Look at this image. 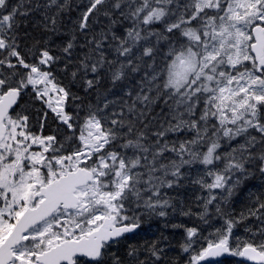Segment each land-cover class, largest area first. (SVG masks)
Here are the masks:
<instances>
[{
    "label": "snow or ice",
    "instance_id": "snow-or-ice-1",
    "mask_svg": "<svg viewBox=\"0 0 264 264\" xmlns=\"http://www.w3.org/2000/svg\"><path fill=\"white\" fill-rule=\"evenodd\" d=\"M226 257L264 264V0H0V264Z\"/></svg>",
    "mask_w": 264,
    "mask_h": 264
},
{
    "label": "trees",
    "instance_id": "trees-1",
    "mask_svg": "<svg viewBox=\"0 0 264 264\" xmlns=\"http://www.w3.org/2000/svg\"><path fill=\"white\" fill-rule=\"evenodd\" d=\"M148 227L155 228L156 225L155 224H151V225L146 224L145 228H148ZM224 264H236V258L230 257L228 259H224Z\"/></svg>",
    "mask_w": 264,
    "mask_h": 264
},
{
    "label": "water",
    "instance_id": "water-1",
    "mask_svg": "<svg viewBox=\"0 0 264 264\" xmlns=\"http://www.w3.org/2000/svg\"><path fill=\"white\" fill-rule=\"evenodd\" d=\"M228 258H230V257H226V258H223V259H228Z\"/></svg>",
    "mask_w": 264,
    "mask_h": 264
}]
</instances>
